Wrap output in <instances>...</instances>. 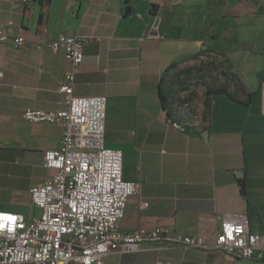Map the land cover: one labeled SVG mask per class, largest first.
I'll return each mask as SVG.
<instances>
[{
    "label": "crops",
    "instance_id": "obj_1",
    "mask_svg": "<svg viewBox=\"0 0 264 264\" xmlns=\"http://www.w3.org/2000/svg\"><path fill=\"white\" fill-rule=\"evenodd\" d=\"M155 17L158 36H144ZM0 22L24 39L0 44V210L37 215L29 188L55 173L44 151L60 144L63 127L22 113L67 106L59 86L72 65L46 42L68 34L86 39L73 94L106 96L105 146L121 151L123 178L140 183L120 229L164 226L168 238L212 241L223 221L245 218L264 234V0H0ZM211 51L250 102L214 93L206 114L191 120L180 113L179 92L169 117L159 95L163 72ZM140 200L148 206L140 209ZM103 264L262 263L157 242L109 254Z\"/></svg>",
    "mask_w": 264,
    "mask_h": 264
},
{
    "label": "built area",
    "instance_id": "obj_2",
    "mask_svg": "<svg viewBox=\"0 0 264 264\" xmlns=\"http://www.w3.org/2000/svg\"><path fill=\"white\" fill-rule=\"evenodd\" d=\"M158 23L159 19L153 18L144 36H158ZM9 25L0 22V44L18 47L24 39L9 36ZM85 41L60 34L46 42L52 51L62 50L72 65L59 86L67 106L57 110L27 108L22 117L63 127L60 144L44 151V166L55 173L29 188L37 215L25 218L0 210V264H103L109 254L132 252L157 242L166 248L219 249L264 264V234L250 231L245 218L223 221L212 241L188 234L168 238L164 226L128 232L120 229L128 199L138 194L140 183L123 178L121 151L105 146L106 96L73 94ZM147 206V200L138 203L140 209Z\"/></svg>",
    "mask_w": 264,
    "mask_h": 264
},
{
    "label": "rangeland",
    "instance_id": "obj_3",
    "mask_svg": "<svg viewBox=\"0 0 264 264\" xmlns=\"http://www.w3.org/2000/svg\"><path fill=\"white\" fill-rule=\"evenodd\" d=\"M177 71L184 73L181 79L185 78L187 82L184 83H188L186 90H180V100H186L180 106V113H184L191 120H197L204 112L206 86L215 88L224 84L237 96L242 95L236 87L235 77L226 67L224 58L215 51L206 52L197 59L187 60ZM174 73L175 71H171L168 76H174Z\"/></svg>",
    "mask_w": 264,
    "mask_h": 264
},
{
    "label": "trees",
    "instance_id": "obj_4",
    "mask_svg": "<svg viewBox=\"0 0 264 264\" xmlns=\"http://www.w3.org/2000/svg\"><path fill=\"white\" fill-rule=\"evenodd\" d=\"M208 49L206 48V51ZM199 57V54H196L193 59H197ZM182 63L180 62V65ZM177 65L178 63H173L171 64L162 74L161 78H160V82H159V86H160V91H159V95H160V100L162 103V107L167 111L168 116L171 117V110H170V102H171V98L175 99V95L180 92V90H186L188 83H184L187 82V80L185 79H181L183 78L184 73H180V71H177ZM171 71H175V73L173 74L174 76H168L169 72ZM231 75H233L235 77V81H236V87L238 88V90H240L241 94L244 93V86L241 82V80L238 78V76L233 73L230 72ZM199 79V78H197ZM183 82V83H180ZM176 86V87H175ZM214 93H221V94H225L227 96H229L230 98L241 102V103H249L250 102V95L248 94V98L247 99H241L239 98V96H237L235 94V92L231 91L230 89L227 88V86H225L224 84L217 86L215 88H211L210 86H206L204 95H205V109L203 112V115L206 114V111L209 108V102H208V97L211 94ZM186 102V100L181 99L180 100V106L183 105V103ZM241 190L242 192L245 191L244 189V182H241Z\"/></svg>",
    "mask_w": 264,
    "mask_h": 264
},
{
    "label": "snow or ice",
    "instance_id": "obj_5",
    "mask_svg": "<svg viewBox=\"0 0 264 264\" xmlns=\"http://www.w3.org/2000/svg\"><path fill=\"white\" fill-rule=\"evenodd\" d=\"M4 219H6V220H15V218L14 217H4ZM0 227H2V225H0Z\"/></svg>",
    "mask_w": 264,
    "mask_h": 264
},
{
    "label": "bare ground",
    "instance_id": "obj_6",
    "mask_svg": "<svg viewBox=\"0 0 264 264\" xmlns=\"http://www.w3.org/2000/svg\"><path fill=\"white\" fill-rule=\"evenodd\" d=\"M172 125H175L176 127H179V124H177L176 122H172Z\"/></svg>",
    "mask_w": 264,
    "mask_h": 264
}]
</instances>
